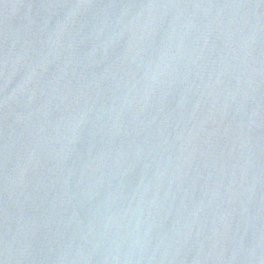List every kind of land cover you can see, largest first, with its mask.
I'll list each match as a JSON object with an SVG mask.
<instances>
[{
    "label": "water",
    "instance_id": "obj_1",
    "mask_svg": "<svg viewBox=\"0 0 264 264\" xmlns=\"http://www.w3.org/2000/svg\"><path fill=\"white\" fill-rule=\"evenodd\" d=\"M0 264H264V0H0Z\"/></svg>",
    "mask_w": 264,
    "mask_h": 264
}]
</instances>
